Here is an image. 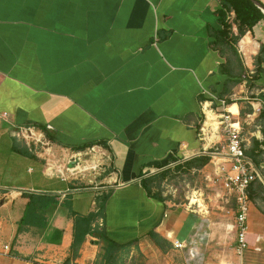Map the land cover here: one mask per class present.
I'll use <instances>...</instances> for the list:
<instances>
[{
	"label": "crops",
	"instance_id": "obj_1",
	"mask_svg": "<svg viewBox=\"0 0 264 264\" xmlns=\"http://www.w3.org/2000/svg\"><path fill=\"white\" fill-rule=\"evenodd\" d=\"M220 8L221 0H0V264H65L75 216L101 212L71 264H109L101 233L124 246L110 264H204V216L149 196L142 180L200 156L210 163L192 171L213 169L226 139L206 104L221 110L227 100L241 110L258 170L247 252L264 257V20L234 54L214 44ZM19 126L47 133L48 162L15 138ZM95 145L113 168L63 179L70 155ZM31 195L54 203L21 225Z\"/></svg>",
	"mask_w": 264,
	"mask_h": 264
},
{
	"label": "built area",
	"instance_id": "obj_2",
	"mask_svg": "<svg viewBox=\"0 0 264 264\" xmlns=\"http://www.w3.org/2000/svg\"><path fill=\"white\" fill-rule=\"evenodd\" d=\"M235 17V12H229L227 22L233 25ZM219 104L221 110H214L213 103L206 104L209 111L216 115L218 130H222L226 139L225 149H216L213 152L214 160L216 159L213 165L216 167L214 171L217 180L235 200L236 212L233 228L237 233L239 250L243 252L248 249L249 215L253 207L250 188L258 178V170L253 160L247 155L239 106L236 102L229 105L226 101H220ZM234 104L238 106L236 114L230 110V106ZM254 112L260 114L262 109L254 108ZM202 130L204 133V129ZM14 136L24 142L31 152L47 162L54 156V142L43 129L36 126H19L15 128ZM113 162L107 149L95 145L83 152L72 153L63 168L64 172L60 171V175L66 180L86 173H106L113 168ZM70 164L74 166L69 167ZM176 247L182 249L183 245L177 243Z\"/></svg>",
	"mask_w": 264,
	"mask_h": 264
},
{
	"label": "rangeland",
	"instance_id": "obj_3",
	"mask_svg": "<svg viewBox=\"0 0 264 264\" xmlns=\"http://www.w3.org/2000/svg\"><path fill=\"white\" fill-rule=\"evenodd\" d=\"M212 167L206 173L171 168L167 178L155 182L153 192L161 194L171 204L191 206L194 214L204 216L208 228L201 247L205 253L204 264H264L263 256L239 250L233 228L235 200L217 180L216 167Z\"/></svg>",
	"mask_w": 264,
	"mask_h": 264
},
{
	"label": "trees",
	"instance_id": "obj_4",
	"mask_svg": "<svg viewBox=\"0 0 264 264\" xmlns=\"http://www.w3.org/2000/svg\"><path fill=\"white\" fill-rule=\"evenodd\" d=\"M262 6L263 4L259 0ZM264 7V6H263ZM235 12V22L233 25L227 22V14L229 12ZM219 17V24L222 26L220 30L215 31V41L216 46H225L232 53L237 54L236 45L239 41L247 34V32L252 31L253 28L262 20H264V14L258 9L250 0H221V8L216 12ZM261 53L264 56V48L261 49ZM261 58H257V63L260 64ZM258 72H261V69L258 68L256 73L253 75V79L256 78ZM241 80H236L235 84H239ZM223 96L221 95V98ZM227 104H232L230 100L226 101ZM263 114V112H262ZM261 114V115H262ZM253 153V152H252ZM253 160L255 161V155ZM211 161L209 156H200L192 160L186 161L183 165L176 166L178 171L190 172L193 169L201 170L206 167ZM256 163V162H255ZM170 174V170H164L157 175L145 178L142 180V186L147 191L149 196H152L156 200L161 202L165 201V198L159 193L153 192V185L157 180L165 179ZM46 200H51V204L54 203L52 198L38 197V196H29V202L27 204L24 216L21 220V225H30L34 224L35 217L38 216V209L42 205V202ZM102 215V212L99 214H91L89 216H75L74 221V233H73V244L71 247V258H68L65 264H71L72 261H75L79 256V251L82 244L85 242L86 237L97 232L93 228V223ZM102 238L106 241L107 245L105 247V257L113 256L114 253L119 251L123 245L117 244L112 240L108 239L104 233H101ZM149 237L159 245V236L151 231ZM111 256V257H112ZM111 257L107 259V263L110 264Z\"/></svg>",
	"mask_w": 264,
	"mask_h": 264
},
{
	"label": "water",
	"instance_id": "obj_5",
	"mask_svg": "<svg viewBox=\"0 0 264 264\" xmlns=\"http://www.w3.org/2000/svg\"><path fill=\"white\" fill-rule=\"evenodd\" d=\"M258 9L261 10V12L264 14V7L257 1L255 0H250ZM74 164H70L69 167H73Z\"/></svg>",
	"mask_w": 264,
	"mask_h": 264
},
{
	"label": "bare ground",
	"instance_id": "obj_6",
	"mask_svg": "<svg viewBox=\"0 0 264 264\" xmlns=\"http://www.w3.org/2000/svg\"><path fill=\"white\" fill-rule=\"evenodd\" d=\"M231 108H230V110L233 112V113H237L238 112V107H237V105H232V106H230ZM215 117H216V115H214ZM215 123H216V128L218 129V123H217V121H216V119H215Z\"/></svg>",
	"mask_w": 264,
	"mask_h": 264
}]
</instances>
